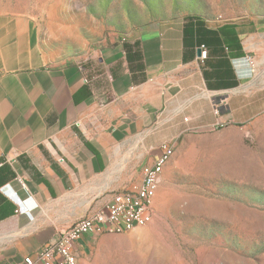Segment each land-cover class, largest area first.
Segmentation results:
<instances>
[{"label": "crops", "instance_id": "1", "mask_svg": "<svg viewBox=\"0 0 264 264\" xmlns=\"http://www.w3.org/2000/svg\"><path fill=\"white\" fill-rule=\"evenodd\" d=\"M200 17L112 40L95 59L75 64L41 65L35 50L26 63L15 35L0 39V264L36 254L115 192L140 185L142 167L163 144L221 121L244 126L264 116V72L246 61L260 32L247 40L253 23ZM211 36L216 43L205 44ZM238 41L244 56L231 58ZM28 64L36 69L4 72ZM94 236L76 243L81 264Z\"/></svg>", "mask_w": 264, "mask_h": 264}, {"label": "rangeland", "instance_id": "2", "mask_svg": "<svg viewBox=\"0 0 264 264\" xmlns=\"http://www.w3.org/2000/svg\"><path fill=\"white\" fill-rule=\"evenodd\" d=\"M190 15L253 23L247 40L260 33L246 61L264 72V0H0V39L15 35L26 63L34 50L41 65L83 63L105 39L120 42ZM185 133L167 148L153 221L94 236L84 264H264V116Z\"/></svg>", "mask_w": 264, "mask_h": 264}, {"label": "built area", "instance_id": "3", "mask_svg": "<svg viewBox=\"0 0 264 264\" xmlns=\"http://www.w3.org/2000/svg\"><path fill=\"white\" fill-rule=\"evenodd\" d=\"M207 51L203 50L204 59ZM227 105L223 102L222 106ZM220 107L216 106L218 113ZM225 123L223 121L217 125ZM172 144L162 145L160 155L153 163L145 164L142 169V182L130 189L115 192L106 206L91 212L72 225L63 228L59 237L46 243L36 254L25 256L10 264H81L76 243L86 235H101L104 229H114V232L126 233L136 228L144 227L153 221L155 208L154 199L161 184L164 171H160V160ZM21 185L25 183L18 179ZM17 202V201H16ZM18 212L23 208L19 205Z\"/></svg>", "mask_w": 264, "mask_h": 264}, {"label": "trees", "instance_id": "4", "mask_svg": "<svg viewBox=\"0 0 264 264\" xmlns=\"http://www.w3.org/2000/svg\"><path fill=\"white\" fill-rule=\"evenodd\" d=\"M202 18L199 16V15H190V16H188L186 19H184L187 23H189L190 21H194V20H196L197 22H200V21H202L201 20ZM199 32L204 36H206V35H208V34H210V35H213L216 31L215 30H212V29H208V30H206V32H204L202 29H200L199 30ZM111 36H115V34H111ZM216 39L213 37V36H211V37H207V38H205V44L206 43H209V44H214V43H216ZM113 42L111 41V43H108V41L105 39V40H103V41H101V47L102 48H105V47H107L109 44H112ZM134 46L135 47H137L138 46V44L137 43H135L134 44ZM123 47H124V49H125V51H126V55H127V58L129 59V61H130V44H128V42L127 41H124L123 42ZM233 47V49H235V51H233L231 54H230V57L231 58H239V57H243L244 56V51H243V49H242V46H241V44H240V42L238 41V42H236V43H234V45L232 46ZM230 48V47H229ZM136 52H138V51H136ZM136 57H138V56H136ZM219 65H223L222 64V62H219L218 63ZM60 65V64H59Z\"/></svg>", "mask_w": 264, "mask_h": 264}, {"label": "bare ground", "instance_id": "5", "mask_svg": "<svg viewBox=\"0 0 264 264\" xmlns=\"http://www.w3.org/2000/svg\"><path fill=\"white\" fill-rule=\"evenodd\" d=\"M169 158H170V149H167L166 151H164V155L162 159L160 160V171L164 170V167L166 163L168 162ZM105 232H114V229H104L103 233ZM116 233H119V232H116ZM134 241H135L134 239H131V242H134Z\"/></svg>", "mask_w": 264, "mask_h": 264}]
</instances>
